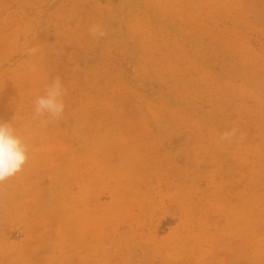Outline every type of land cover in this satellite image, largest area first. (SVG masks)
<instances>
[{
	"label": "rangeland",
	"instance_id": "obj_1",
	"mask_svg": "<svg viewBox=\"0 0 264 264\" xmlns=\"http://www.w3.org/2000/svg\"><path fill=\"white\" fill-rule=\"evenodd\" d=\"M0 122V264H264V0H0Z\"/></svg>",
	"mask_w": 264,
	"mask_h": 264
},
{
	"label": "clouds",
	"instance_id": "obj_2",
	"mask_svg": "<svg viewBox=\"0 0 264 264\" xmlns=\"http://www.w3.org/2000/svg\"><path fill=\"white\" fill-rule=\"evenodd\" d=\"M89 34L96 39L106 35L101 23H93ZM67 89L61 78H54L46 85L44 93L35 99L34 117L47 124L59 120L65 111ZM236 135L232 128L222 133V140H230ZM29 160V147L18 133L13 123L0 122V184L20 173Z\"/></svg>",
	"mask_w": 264,
	"mask_h": 264
},
{
	"label": "bare ground",
	"instance_id": "obj_3",
	"mask_svg": "<svg viewBox=\"0 0 264 264\" xmlns=\"http://www.w3.org/2000/svg\"><path fill=\"white\" fill-rule=\"evenodd\" d=\"M260 256H262V257H263V256H264V253L262 252V253L260 254Z\"/></svg>",
	"mask_w": 264,
	"mask_h": 264
}]
</instances>
